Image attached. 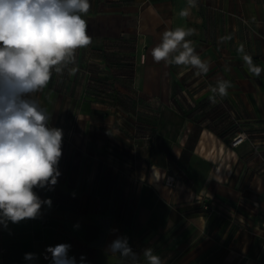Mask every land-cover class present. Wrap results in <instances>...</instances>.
Returning a JSON list of instances; mask_svg holds the SVG:
<instances>
[{"label": "crops", "instance_id": "1", "mask_svg": "<svg viewBox=\"0 0 264 264\" xmlns=\"http://www.w3.org/2000/svg\"><path fill=\"white\" fill-rule=\"evenodd\" d=\"M89 2L88 13L81 15L93 23L102 13L104 26L114 8L122 26L120 13L126 14L139 57L146 59L135 67L134 85L159 101V112L147 132H137L133 116L118 112L106 116L102 128L85 115L82 129L74 124L62 130L58 182L52 190L34 189L51 205H43L36 219L0 225V264H51L46 249L61 243L71 245L68 255L77 264L81 256L84 264H132L131 257L108 251L122 236L141 264L147 247L165 264H264V168L251 173L263 165L258 157L264 147L247 140L231 145L238 122L243 128L264 126V71L251 75L237 52L243 43L264 68V0H199L187 17L179 15L187 0ZM95 26L92 42L104 34ZM177 27L195 29L186 39L210 62L206 75L197 76L191 66L154 62L151 50L162 33ZM227 35L232 39L218 42ZM220 79L233 86L212 103L209 85ZM215 107H223L227 118L224 135L215 131L216 118L208 113ZM202 112L207 118L197 120ZM113 119L117 125L111 127ZM58 121L51 118L53 127ZM168 176L174 177L171 186ZM204 205L212 211H203ZM25 253L37 259L27 261Z\"/></svg>", "mask_w": 264, "mask_h": 264}, {"label": "clouds", "instance_id": "2", "mask_svg": "<svg viewBox=\"0 0 264 264\" xmlns=\"http://www.w3.org/2000/svg\"><path fill=\"white\" fill-rule=\"evenodd\" d=\"M90 7L89 0H0V225L4 228L9 222L36 219L43 205H51L50 199L42 200L34 189L52 190L57 184L63 131L49 126L51 114L33 97L47 87L53 70L62 75V65L75 64L77 48L91 44L81 15ZM198 7L199 0H187L179 15L187 17ZM194 34L193 28L166 29L161 42L151 50L154 62L191 66L197 76L206 75L210 62L202 60L195 42L186 39ZM231 39L227 35L218 42ZM178 47L182 51L169 59ZM237 52L248 72L259 77L264 68L253 62L243 43ZM75 71L73 67L69 73ZM232 86L224 79L209 85L210 101L216 103L217 97H226ZM70 249L67 243L49 246L46 252L51 254V264H77L76 258L68 255ZM108 251L141 264L126 236L113 240ZM142 255L145 264H165L152 247L144 248ZM24 259L34 261L37 257L25 253ZM85 259L81 256L80 264Z\"/></svg>", "mask_w": 264, "mask_h": 264}, {"label": "rangeland", "instance_id": "3", "mask_svg": "<svg viewBox=\"0 0 264 264\" xmlns=\"http://www.w3.org/2000/svg\"><path fill=\"white\" fill-rule=\"evenodd\" d=\"M111 9L104 26L100 18L104 15L102 13L97 14L94 23L90 18L85 19L87 34L90 35V29L95 24L97 31L104 33L103 37L91 42L87 47L77 48L74 53L75 64L67 62L66 65H62L64 67L62 75L56 74L53 70L47 87L33 97L47 109L51 118L56 116L60 119V122L55 123V127L63 131L72 128L74 124L78 129H82L85 115L88 116L87 121L91 120L94 128H102L105 117L116 112L133 116L137 132L152 131L154 126V119L160 107L134 85L135 67L140 61L144 63L146 60L139 57L135 29L127 20L126 14L122 13L120 15L124 16L125 22L123 21L121 26L118 13L112 12L116 9ZM73 67L77 71L70 74L69 70ZM40 98L43 99L40 101ZM212 110L208 113L216 118L214 129L217 133L223 134L227 124L224 109L222 107L218 110L215 107V111ZM72 116H75V120L71 118ZM195 117L197 120L207 118L205 112ZM108 124L111 127L117 125L114 119ZM121 124L123 125L122 122ZM53 125L50 120L49 126ZM234 129L239 132L238 134L246 132L245 140L253 147L255 145L264 147V126L243 128L238 122ZM261 151L258 159L261 157L263 165L255 166L251 171L253 174L261 172V168H264V150ZM203 211H212V208L208 205Z\"/></svg>", "mask_w": 264, "mask_h": 264}, {"label": "built area", "instance_id": "4", "mask_svg": "<svg viewBox=\"0 0 264 264\" xmlns=\"http://www.w3.org/2000/svg\"><path fill=\"white\" fill-rule=\"evenodd\" d=\"M245 135L243 133L240 134H236L232 139H231V145L232 146H236L238 144H240L241 142H243L245 140ZM174 182V177L173 176H168L166 177V184L167 185H172ZM204 209H207V205H204L203 207Z\"/></svg>", "mask_w": 264, "mask_h": 264}, {"label": "trees", "instance_id": "5", "mask_svg": "<svg viewBox=\"0 0 264 264\" xmlns=\"http://www.w3.org/2000/svg\"><path fill=\"white\" fill-rule=\"evenodd\" d=\"M224 131V130H223ZM227 133V132H226ZM219 135H224V132H223V134H220V133H218Z\"/></svg>", "mask_w": 264, "mask_h": 264}]
</instances>
